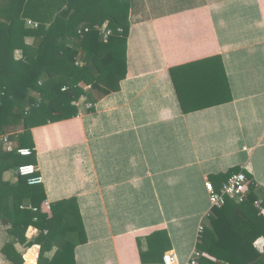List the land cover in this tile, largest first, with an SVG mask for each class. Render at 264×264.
Here are the masks:
<instances>
[{
    "label": "crops",
    "instance_id": "0c3cea01",
    "mask_svg": "<svg viewBox=\"0 0 264 264\" xmlns=\"http://www.w3.org/2000/svg\"><path fill=\"white\" fill-rule=\"evenodd\" d=\"M128 2V73L120 90L97 98L92 91L77 103V117L32 129L36 155L25 159L44 177L43 211L76 203L87 239L75 242L76 264H144L149 237L163 231L166 252L189 264L200 229L212 227L206 182L220 190L223 176L239 169L252 178L249 194L253 188L264 203V0ZM9 4L0 0V10ZM216 57L233 100L184 112L171 69ZM9 139L12 152L20 148L19 138ZM16 171L4 180L16 183ZM8 231L0 220V264H13L2 253L10 242L24 264H38L41 246H28L38 229H28L26 244ZM254 247L264 253V238Z\"/></svg>",
    "mask_w": 264,
    "mask_h": 264
},
{
    "label": "trees",
    "instance_id": "16d2710c",
    "mask_svg": "<svg viewBox=\"0 0 264 264\" xmlns=\"http://www.w3.org/2000/svg\"><path fill=\"white\" fill-rule=\"evenodd\" d=\"M9 1L8 8L0 10V88L5 90L4 96L0 94V135L7 128L21 126L19 147L34 149L32 129L77 117V103L92 91L108 95L120 90V83L128 73L130 3L128 0ZM52 8L59 11L54 15ZM28 20L37 22L38 27L26 25ZM105 23L114 32L107 42L95 29ZM82 28H89V32L81 36ZM28 39L38 42L28 43ZM16 51L22 52L19 60L15 58ZM171 75L186 113L233 100L219 57L172 68ZM64 87L68 90L63 91ZM25 163L32 164L0 144L1 222L21 244L28 242L26 234L30 227L38 229V237L28 243L41 246L38 264H76L73 241L60 248L51 261L46 259V253L60 238L78 234L81 243L87 241L76 203L72 199L52 203L50 212H46L43 205L47 198L41 185L29 186L17 171L16 183L4 180L7 171L17 170ZM238 171L231 170L223 180ZM248 178L252 180L249 175ZM257 203L252 188L245 202L229 198L224 206L213 209L212 227L204 228L197 245L201 264H264V253L254 247L258 238H264V215ZM28 204L39 211L34 212ZM260 205L264 207V203ZM148 240L150 249L141 254L142 262L162 263L170 247L167 233L155 232ZM2 253L13 264L25 263L13 242L6 244Z\"/></svg>",
    "mask_w": 264,
    "mask_h": 264
},
{
    "label": "built area",
    "instance_id": "2783aa9c",
    "mask_svg": "<svg viewBox=\"0 0 264 264\" xmlns=\"http://www.w3.org/2000/svg\"><path fill=\"white\" fill-rule=\"evenodd\" d=\"M28 26L31 28H36L38 27V23L29 20ZM95 29L99 32L104 42H107L114 33L113 30L109 28L108 23H105L102 26L98 25L95 27ZM85 32H89V28H82L79 30V34L81 36H83ZM119 32L121 33L123 32V30L119 28ZM77 64L82 65V62H77ZM66 90H68V87L63 88V91ZM0 94L4 96L5 90H2L0 88ZM9 136L10 135H1L0 144H2L7 150L12 151L13 147L11 145ZM15 151L18 155L25 158H29L35 153V149L23 147L17 148ZM17 174L20 177L24 178L29 186H38L44 183V177L40 173L38 166L35 164H24L19 166L17 168ZM206 189L210 195V203L212 209L221 208L222 206H224L228 198L236 199L239 203H243L247 200L250 191L249 180L244 172H238L231 175L228 180L222 184L220 190H217L215 186L209 181L206 182ZM257 206L264 213V207L259 204H257ZM29 207L32 208L34 212L39 211L38 208L33 207L32 205ZM35 220H37V218ZM200 232L203 234V227L200 229ZM30 250L31 249H28L26 251V254L24 255L25 258H27V255L29 254ZM200 257V252L197 250L194 251L192 257L190 258L189 264H199L198 261ZM163 264H179L176 254L172 251L166 252L163 257Z\"/></svg>",
    "mask_w": 264,
    "mask_h": 264
},
{
    "label": "rangeland",
    "instance_id": "374dc122",
    "mask_svg": "<svg viewBox=\"0 0 264 264\" xmlns=\"http://www.w3.org/2000/svg\"><path fill=\"white\" fill-rule=\"evenodd\" d=\"M125 1H127V0H125ZM28 21H27L26 25L28 24ZM29 42H31V39H28V43ZM33 43H36V40H33ZM15 54H16L17 57H21L22 58L21 51L20 52L19 51H16ZM101 95H102V93H96L95 97L97 98V97H99ZM21 128H22L21 126H18L17 128L16 127L15 128H7L5 133L8 134V135H10V137H11L12 140L16 141L19 138V132L21 131ZM16 143L18 144V142H16ZM61 239H62L61 242L59 241V244H58V246L60 248H63V246L68 241H73V242H77L78 241V238L75 237V236H73L72 234L68 235L67 238H61Z\"/></svg>",
    "mask_w": 264,
    "mask_h": 264
},
{
    "label": "bare ground",
    "instance_id": "6f19581e",
    "mask_svg": "<svg viewBox=\"0 0 264 264\" xmlns=\"http://www.w3.org/2000/svg\"><path fill=\"white\" fill-rule=\"evenodd\" d=\"M26 264H33L32 262H28V263H26Z\"/></svg>",
    "mask_w": 264,
    "mask_h": 264
}]
</instances>
